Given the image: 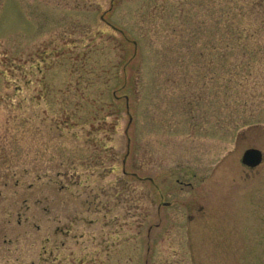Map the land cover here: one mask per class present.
Masks as SVG:
<instances>
[{
    "label": "rangeland",
    "instance_id": "rangeland-1",
    "mask_svg": "<svg viewBox=\"0 0 264 264\" xmlns=\"http://www.w3.org/2000/svg\"><path fill=\"white\" fill-rule=\"evenodd\" d=\"M0 264H264V0H0Z\"/></svg>",
    "mask_w": 264,
    "mask_h": 264
},
{
    "label": "water",
    "instance_id": "water-1",
    "mask_svg": "<svg viewBox=\"0 0 264 264\" xmlns=\"http://www.w3.org/2000/svg\"><path fill=\"white\" fill-rule=\"evenodd\" d=\"M263 162V152L256 148L247 149L242 156V163L249 167H258Z\"/></svg>",
    "mask_w": 264,
    "mask_h": 264
},
{
    "label": "trees",
    "instance_id": "trees-1",
    "mask_svg": "<svg viewBox=\"0 0 264 264\" xmlns=\"http://www.w3.org/2000/svg\"><path fill=\"white\" fill-rule=\"evenodd\" d=\"M237 15H241L242 17H246L248 14L247 13H233V15L228 16L230 18V20L232 19L234 21V19H237ZM231 20V25H233V22Z\"/></svg>",
    "mask_w": 264,
    "mask_h": 264
}]
</instances>
